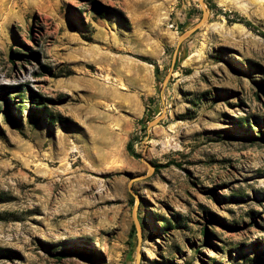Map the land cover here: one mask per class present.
Here are the masks:
<instances>
[{
    "label": "rangeland",
    "instance_id": "obj_1",
    "mask_svg": "<svg viewBox=\"0 0 264 264\" xmlns=\"http://www.w3.org/2000/svg\"><path fill=\"white\" fill-rule=\"evenodd\" d=\"M205 3L171 71L200 0H0V264H264V0Z\"/></svg>",
    "mask_w": 264,
    "mask_h": 264
},
{
    "label": "water",
    "instance_id": "obj_2",
    "mask_svg": "<svg viewBox=\"0 0 264 264\" xmlns=\"http://www.w3.org/2000/svg\"><path fill=\"white\" fill-rule=\"evenodd\" d=\"M200 4L202 6L203 9V16L200 20L199 23H197L196 25L190 27L185 33H183L180 37H179V41H178V46L173 54V59H172V65H171V71H173L176 67V64L178 62V53H179V48L181 46V44L185 41H187L188 39H190L193 35H195L199 29L205 24V22H207L209 20L210 17V9L207 7L205 0H200ZM163 94V91H162ZM161 119H156L154 120L151 124L154 125L156 123H158ZM133 217H134V224H135V228L137 231V237L139 242L142 239V227H141V223L138 219V206L136 205L134 207V211H133ZM137 264H140V257H137Z\"/></svg>",
    "mask_w": 264,
    "mask_h": 264
},
{
    "label": "trees",
    "instance_id": "obj_3",
    "mask_svg": "<svg viewBox=\"0 0 264 264\" xmlns=\"http://www.w3.org/2000/svg\"><path fill=\"white\" fill-rule=\"evenodd\" d=\"M228 18H229V17H228ZM229 20H230V22H232V23L239 22V23L244 24L245 26H248V27L251 26V23H250L249 21L243 19V18H239V17H238V19H229ZM156 74H157V75L159 74V68H158V67H156ZM141 122H143V120H141ZM128 151H129L132 155L135 156V153H134L133 148H132V144L128 145ZM166 224H167L166 221H164V222L162 223V225H166Z\"/></svg>",
    "mask_w": 264,
    "mask_h": 264
},
{
    "label": "bare ground",
    "instance_id": "obj_4",
    "mask_svg": "<svg viewBox=\"0 0 264 264\" xmlns=\"http://www.w3.org/2000/svg\"><path fill=\"white\" fill-rule=\"evenodd\" d=\"M108 129V128H107Z\"/></svg>",
    "mask_w": 264,
    "mask_h": 264
}]
</instances>
